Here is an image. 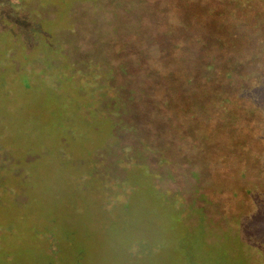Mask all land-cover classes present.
I'll return each mask as SVG.
<instances>
[{"label":"rangeland","instance_id":"1","mask_svg":"<svg viewBox=\"0 0 264 264\" xmlns=\"http://www.w3.org/2000/svg\"><path fill=\"white\" fill-rule=\"evenodd\" d=\"M0 3V264H264V191L246 202L232 192L246 183L245 169L236 176V149L221 146L246 135L240 154L258 165L248 185L264 187V125L260 113L247 119L250 105L223 116L244 126L237 134L224 135L219 117L198 119L196 132L213 134L203 142L207 133L197 137L179 113L194 103L178 67L169 108L139 99L134 114V134L166 147L168 162L159 165L163 157L131 134L122 135L125 154L95 133L107 117V58L126 59L110 42L134 30L143 39L168 29L180 39L169 27L184 22L180 9L168 0ZM66 63L76 66L73 77ZM190 165L200 168L198 181Z\"/></svg>","mask_w":264,"mask_h":264},{"label":"trees","instance_id":"2","mask_svg":"<svg viewBox=\"0 0 264 264\" xmlns=\"http://www.w3.org/2000/svg\"><path fill=\"white\" fill-rule=\"evenodd\" d=\"M168 1L174 7L171 10L177 12L176 9H180L185 15L184 22L175 20L169 24L170 29L178 31L183 36L177 39L165 29L156 32L158 38L145 32L149 36L142 39L132 36L139 31L134 30L125 36L126 40L123 42H110V45L121 46L119 54L125 53L126 59L111 61L107 58V117L101 123L103 126L99 130L95 129L98 136L106 135L111 149L116 143L125 154L127 152L121 146L124 138L122 135L131 134L135 142L141 138L153 148L151 152L153 156L163 157V160L157 161L159 165L169 160L164 156L166 147L157 148L153 141L143 137V132L134 134L140 129L134 114L136 108L141 107L139 99L144 107L149 101L151 104L154 98L164 101L163 105L169 106L168 98H171L169 94L173 89L171 83L175 81L173 69L176 70L178 67L179 87L192 94L193 98L190 100L194 103L188 108L181 109L179 113L188 116L189 122L193 123L192 128L200 118L210 121L219 117L224 135L230 131L236 134L237 130L246 131L243 125L237 126L231 119H222L223 116L227 118V115L232 117L237 109L249 105L252 108L246 111L247 119H251V122L255 118L252 119L250 116L254 117L256 113H260L257 116L264 125V0H182L183 3H179L180 0ZM194 16L196 17L193 18ZM216 16L218 18L215 20ZM187 22L192 26L187 25ZM46 44L53 51L60 49V47L55 49L51 42L46 41ZM47 57L49 60L48 54ZM73 58V63L80 66V63L75 61L76 57ZM190 59L192 61H189ZM66 64L73 77L76 66ZM193 64L196 65L192 66ZM95 65L97 64H92L88 68ZM28 82L26 79L29 86ZM247 119L243 121L247 122ZM179 130L186 135L185 126ZM192 131L196 132L197 129L194 128ZM201 132H196V135L201 134L197 137L202 138L203 132L207 133L206 130ZM212 136V132H208L204 135L203 142L210 141L213 139ZM250 142L246 135H238V139L234 137L227 143H221L228 152L236 149V160L240 162V166L235 175H239V169H245L240 177L246 178V183H243L241 190L238 189L236 192L232 190L235 195H243L242 202L249 201L259 190L264 191V187L258 181L254 186L248 185L249 177L258 165L253 166L249 156L240 152L244 150L243 146L250 145ZM257 150L258 148H254L252 152L256 154ZM225 157L222 156L223 164L228 169L233 163L232 159ZM129 158L140 160L136 155ZM148 158L151 157H147V160ZM241 158H245L246 161L242 162ZM190 170L193 178L198 181L200 176L196 174H201L200 168L190 165ZM62 171L57 173L66 183L67 174L66 171ZM165 175L174 178L173 173L167 172ZM234 212L245 216L241 211Z\"/></svg>","mask_w":264,"mask_h":264}]
</instances>
